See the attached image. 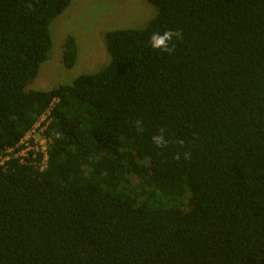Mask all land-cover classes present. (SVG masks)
Returning <instances> with one entry per match:
<instances>
[{
	"label": "trees",
	"instance_id": "obj_1",
	"mask_svg": "<svg viewBox=\"0 0 264 264\" xmlns=\"http://www.w3.org/2000/svg\"><path fill=\"white\" fill-rule=\"evenodd\" d=\"M148 1L104 69L26 91L71 0H0V156L57 99L46 168L0 165V264H264V0Z\"/></svg>",
	"mask_w": 264,
	"mask_h": 264
},
{
	"label": "rangeland",
	"instance_id": "obj_2",
	"mask_svg": "<svg viewBox=\"0 0 264 264\" xmlns=\"http://www.w3.org/2000/svg\"><path fill=\"white\" fill-rule=\"evenodd\" d=\"M155 14L156 9L148 0H71L50 23L51 48L47 59L25 90L46 91L69 84L79 75L101 71L109 62L105 33L142 28ZM68 36L77 47V58L71 69L62 64L63 43Z\"/></svg>",
	"mask_w": 264,
	"mask_h": 264
},
{
	"label": "built area",
	"instance_id": "obj_3",
	"mask_svg": "<svg viewBox=\"0 0 264 264\" xmlns=\"http://www.w3.org/2000/svg\"><path fill=\"white\" fill-rule=\"evenodd\" d=\"M56 102L57 99L48 105L14 147H9L2 152L0 165L4 166L6 161L15 159L20 164L32 165L40 171L46 168L49 146L51 144V137L46 132L52 121L51 112Z\"/></svg>",
	"mask_w": 264,
	"mask_h": 264
},
{
	"label": "clouds",
	"instance_id": "obj_4",
	"mask_svg": "<svg viewBox=\"0 0 264 264\" xmlns=\"http://www.w3.org/2000/svg\"><path fill=\"white\" fill-rule=\"evenodd\" d=\"M178 39H182V33L179 30L174 31L168 29L163 32H154L150 37L149 44L153 50H159L170 54L174 51V45L172 42ZM136 127L138 130L142 129L140 121H136ZM152 142L155 146L161 148L167 143L162 132L160 135H154L152 137Z\"/></svg>",
	"mask_w": 264,
	"mask_h": 264
}]
</instances>
